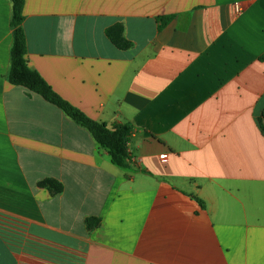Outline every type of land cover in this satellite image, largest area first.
<instances>
[{
    "label": "crops",
    "instance_id": "obj_1",
    "mask_svg": "<svg viewBox=\"0 0 264 264\" xmlns=\"http://www.w3.org/2000/svg\"><path fill=\"white\" fill-rule=\"evenodd\" d=\"M23 13L28 65L90 118L132 125L133 164L8 81L0 0V264H264V0H25Z\"/></svg>",
    "mask_w": 264,
    "mask_h": 264
},
{
    "label": "trees",
    "instance_id": "obj_2",
    "mask_svg": "<svg viewBox=\"0 0 264 264\" xmlns=\"http://www.w3.org/2000/svg\"><path fill=\"white\" fill-rule=\"evenodd\" d=\"M11 1L13 2V44L10 52L8 81L12 85L24 87L29 94H37L45 101L61 109L69 118L87 129L95 141L109 152L114 165L121 169H130L133 164V157L129 150V143L134 133L133 126L126 123L108 127L106 124L90 118L81 109L59 95L38 71L28 65L26 57L27 38L23 27L25 0ZM171 19L172 16L159 18L161 27ZM119 47L123 48L121 45ZM261 60H264V54ZM262 117H264V111ZM48 183L55 186L59 192L63 189L62 184L55 180H49ZM86 223L91 230L100 225V220L89 218Z\"/></svg>",
    "mask_w": 264,
    "mask_h": 264
},
{
    "label": "built area",
    "instance_id": "obj_3",
    "mask_svg": "<svg viewBox=\"0 0 264 264\" xmlns=\"http://www.w3.org/2000/svg\"><path fill=\"white\" fill-rule=\"evenodd\" d=\"M235 10H236L237 13L240 14V13H242L243 8L240 5H235Z\"/></svg>",
    "mask_w": 264,
    "mask_h": 264
}]
</instances>
